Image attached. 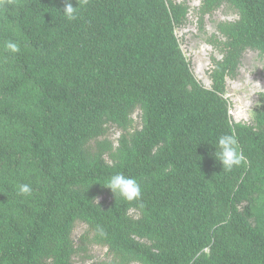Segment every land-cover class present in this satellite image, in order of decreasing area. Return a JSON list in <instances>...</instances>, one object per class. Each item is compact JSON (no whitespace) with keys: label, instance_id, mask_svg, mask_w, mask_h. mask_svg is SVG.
<instances>
[{"label":"trees","instance_id":"1","mask_svg":"<svg viewBox=\"0 0 264 264\" xmlns=\"http://www.w3.org/2000/svg\"><path fill=\"white\" fill-rule=\"evenodd\" d=\"M222 1L240 19L206 87L176 34L185 3L70 0L68 20V0H0V264H72L79 221L108 249L98 264H264V93L255 124L234 122L225 96L242 51L264 50V0L204 7ZM135 108L142 128L113 149L107 124ZM224 134L247 159L231 171L214 156ZM115 173L137 179L138 201L103 185Z\"/></svg>","mask_w":264,"mask_h":264},{"label":"rangeland","instance_id":"2","mask_svg":"<svg viewBox=\"0 0 264 264\" xmlns=\"http://www.w3.org/2000/svg\"><path fill=\"white\" fill-rule=\"evenodd\" d=\"M175 1L185 3L188 7L184 24L176 29L180 46L200 83L211 87L210 73L214 60L223 58L228 40L226 29L240 19V12L228 1H222L209 9L204 7L205 0ZM261 93H264V50L249 47L242 51L234 73L226 77L225 96L229 100V113L234 122L255 124L262 105ZM130 118L126 127L108 123L106 134L101 139H106L113 149L120 146L124 136L130 141L131 134L143 126L141 108H135ZM91 147L92 152L100 154L105 164H112L107 150L97 149L95 142H92ZM96 194L95 200L98 202H109L112 198L106 190H99ZM130 213L139 218L137 211ZM88 228L82 221L75 226L73 239L76 251L70 259L72 264H98L108 259L107 247L86 237Z\"/></svg>","mask_w":264,"mask_h":264},{"label":"clouds","instance_id":"3","mask_svg":"<svg viewBox=\"0 0 264 264\" xmlns=\"http://www.w3.org/2000/svg\"><path fill=\"white\" fill-rule=\"evenodd\" d=\"M62 13L68 20L76 19L77 6L74 7L70 0H68ZM3 47L9 53H17L20 50L18 44L11 40L6 41ZM214 147V156L222 164V168L225 171H231L233 167H239L247 163V159L239 147V141L234 134L221 135ZM103 185L108 187L115 196L119 195L128 202L138 201L142 195L141 186L137 179L126 176L123 173L111 175ZM32 191L33 189L29 184H20L17 189L20 195H31ZM95 203L98 204V201H95ZM99 232L100 235H104L102 229Z\"/></svg>","mask_w":264,"mask_h":264}]
</instances>
